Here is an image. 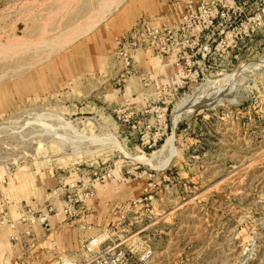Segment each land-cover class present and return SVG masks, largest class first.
Instances as JSON below:
<instances>
[{
    "label": "rangeland",
    "instance_id": "obj_1",
    "mask_svg": "<svg viewBox=\"0 0 264 264\" xmlns=\"http://www.w3.org/2000/svg\"><path fill=\"white\" fill-rule=\"evenodd\" d=\"M132 1L0 0V227L99 171L69 222L101 206L145 264H264V30L212 44L185 94L120 105L115 38L148 16Z\"/></svg>",
    "mask_w": 264,
    "mask_h": 264
},
{
    "label": "built area",
    "instance_id": "obj_2",
    "mask_svg": "<svg viewBox=\"0 0 264 264\" xmlns=\"http://www.w3.org/2000/svg\"><path fill=\"white\" fill-rule=\"evenodd\" d=\"M263 30L264 0H186L177 22L158 25L150 19H141L127 34L115 38L116 56L123 68L121 77L130 75L137 53L150 50L173 60V74L165 86L185 94L190 84H197L204 77L203 67L214 54L212 44L219 40H250ZM220 32L225 33L224 38L220 37ZM76 172L79 174V170ZM108 177L111 175L94 171L89 181L78 176L68 184V192L79 197H67L63 214L69 219L76 218L79 212L76 205L92 198L96 185L104 183ZM47 217L46 213L22 215L19 222L48 226ZM152 255L151 248L139 250L128 246L122 235L103 229L83 243L79 261L62 260L59 264H136L134 257L137 264H145Z\"/></svg>",
    "mask_w": 264,
    "mask_h": 264
},
{
    "label": "crops",
    "instance_id": "obj_3",
    "mask_svg": "<svg viewBox=\"0 0 264 264\" xmlns=\"http://www.w3.org/2000/svg\"><path fill=\"white\" fill-rule=\"evenodd\" d=\"M185 2L186 0H134L130 3L129 10L134 13L145 12L148 15L146 18L158 25H169L180 19ZM172 62L173 60L160 57L153 51H142L134 57L130 75L122 78V69L117 62L112 61V69L116 70L111 69L112 73L115 72L112 85L116 86L118 94L125 96L115 100L120 105L131 102L135 108L147 106L151 99L160 100L164 96L161 92L166 91L165 84L173 74ZM118 83L121 84L119 88ZM54 206L58 211L54 215H48L49 229L40 223L30 226L19 221L15 229L6 225L0 227V264H59L62 260H72L73 254L81 250L85 241L105 229L101 206L72 222L67 220L58 203ZM31 215L33 214H27L28 217ZM9 217L12 221L18 219L17 215L9 214Z\"/></svg>",
    "mask_w": 264,
    "mask_h": 264
},
{
    "label": "bare ground",
    "instance_id": "obj_4",
    "mask_svg": "<svg viewBox=\"0 0 264 264\" xmlns=\"http://www.w3.org/2000/svg\"><path fill=\"white\" fill-rule=\"evenodd\" d=\"M85 33H86V31H85ZM77 39H78V38H77ZM204 104H205V103H204ZM208 104H209V103H208ZM178 117H179V116H175V121H174L175 123L177 122V120H178ZM167 143H168V144H171V140H168V142H167Z\"/></svg>",
    "mask_w": 264,
    "mask_h": 264
}]
</instances>
